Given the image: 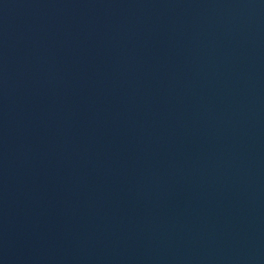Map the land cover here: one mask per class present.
Wrapping results in <instances>:
<instances>
[{"label":"water","instance_id":"1","mask_svg":"<svg viewBox=\"0 0 264 264\" xmlns=\"http://www.w3.org/2000/svg\"><path fill=\"white\" fill-rule=\"evenodd\" d=\"M0 264H264V0H110Z\"/></svg>","mask_w":264,"mask_h":264}]
</instances>
